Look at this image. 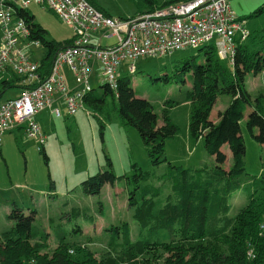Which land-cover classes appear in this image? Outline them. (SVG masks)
<instances>
[{"label":"trees","instance_id":"16d2710c","mask_svg":"<svg viewBox=\"0 0 264 264\" xmlns=\"http://www.w3.org/2000/svg\"><path fill=\"white\" fill-rule=\"evenodd\" d=\"M173 1L159 4L146 0L148 10ZM16 14L26 20L32 36L45 48L40 69L41 75L46 76L56 52L68 45L73 36L63 42L49 39L47 30L29 8L17 9ZM260 14H264V3L254 12ZM249 38L237 43L233 65L219 57L213 44H208L200 47L205 52L203 61L194 55L176 67L177 82L185 83L187 73H192V85L185 95L191 103L190 133L205 140L207 153L215 158L213 168L170 165L161 176V184L154 185L140 184L145 171L134 165L139 172L133 175L137 185L130 192L129 205L135 206L139 231L136 234L127 222L107 228L111 231L106 241L109 250L102 257L78 241L69 240L64 232L57 233L58 245L49 253V235L44 232L36 240L34 212L27 215L14 208L9 214L14 226L0 235V264H264V176L246 173V146L240 124L245 118L248 131L264 143V92L253 96L246 87L248 75L264 72V53L255 46L257 39L252 37L250 42ZM165 78L168 80L170 76ZM17 80L16 76L8 81L2 77L0 96L18 86ZM222 94L231 95L232 100L216 122L211 114ZM108 96L123 122L139 130L152 163L159 165L166 161L167 140L179 130L168 108L164 110L163 123L159 124L153 104L137 95L130 75L120 76L117 90L104 85L102 94L92 91L84 101L98 112L104 109ZM98 113L94 115L99 116ZM99 120L104 128L105 122L101 117ZM226 144L232 152L229 166L228 153L223 149ZM41 152L48 158L44 147ZM117 178L112 169L103 170L82 184L86 193L99 194L106 183L114 184ZM240 189L248 192L249 201L233 213L232 198ZM249 250H253L251 257Z\"/></svg>","mask_w":264,"mask_h":264},{"label":"rangeland","instance_id":"374dc122","mask_svg":"<svg viewBox=\"0 0 264 264\" xmlns=\"http://www.w3.org/2000/svg\"><path fill=\"white\" fill-rule=\"evenodd\" d=\"M103 10L118 17H132L148 10L146 0H93ZM164 4L173 0H155ZM235 12L244 19L247 29L258 42L255 46L263 49L264 14L254 15L264 0H229ZM29 11L46 30L49 39L63 42L72 38L73 28L62 21L47 6L31 3ZM3 31L0 26V45ZM111 42L114 38L110 39ZM45 48H35L33 58L41 60ZM203 49L188 48L163 56H147L136 61H126L119 68V74L130 75L132 86L137 95L149 100L158 114V123H163L164 110L167 107L171 120L178 126V133L167 140L166 161L154 165L147 153L139 130L125 124L115 109L111 96L102 111L87 105L75 115H69L63 101L45 108L36 118L41 123L44 140L30 137L25 128L8 131L0 144V235L14 226L9 214L18 208L25 214L34 212L33 230L36 240L46 232L49 235V253L58 245V232H64L71 241L87 246L98 257L108 253L107 242L111 231L107 228L124 222L137 234L138 222L134 218L135 206L129 205L130 192L137 185L133 175L140 166L145 171L140 184H161V176L170 165L185 168H207L215 166V158L207 153L205 140L196 139L190 133L191 103L186 100V92L192 85V73L186 75V82L176 81V67L191 56H200L203 61ZM135 64V71H130ZM69 86L79 87L74 73L65 65L62 68ZM170 76V79L165 77ZM94 93L102 94L104 84L96 74L91 77ZM2 87V85H1ZM246 87L252 95L264 92V72L250 74ZM3 88V87H2ZM20 88L14 86L3 97L17 96ZM232 100L229 94L219 95L211 114L218 121L224 109ZM172 103V106H169ZM59 107L62 116L57 117L52 109ZM98 113L99 116L94 114ZM99 117L105 122L102 128ZM246 146V173L249 176H264V143L257 141L246 127V119L240 122ZM258 132L257 130H255ZM45 148L46 155L41 152ZM228 153L226 165L232 162V152L228 144L224 145ZM112 169L118 176L114 184L106 183L99 194H88L82 182L99 171ZM127 176L128 178H126ZM133 180V183L128 181ZM136 194L139 189H136ZM249 201L245 189L238 190L232 198L233 209ZM80 211L77 214V211ZM82 229L80 232L75 229ZM135 238L138 235H133ZM1 259V256H0Z\"/></svg>","mask_w":264,"mask_h":264},{"label":"built area","instance_id":"2783aa9c","mask_svg":"<svg viewBox=\"0 0 264 264\" xmlns=\"http://www.w3.org/2000/svg\"><path fill=\"white\" fill-rule=\"evenodd\" d=\"M32 2L47 6L74 30L72 41L54 55L46 76L41 75V60L33 58L35 48L42 43L32 36L26 20L16 14ZM0 26V79L8 81L16 76V87L20 88L15 97L0 96V144L8 131L21 127L28 136L43 141L36 116L58 101H63L69 115L85 109L84 98L94 91L91 77L95 74L115 91L124 62L208 44L233 65L237 43L250 35L229 0H177L132 17L111 16L90 0H0ZM102 38L114 41L103 44ZM65 65L79 87L69 86L62 72ZM129 69L135 71V64ZM52 112L62 116L59 107ZM248 255L253 256V250Z\"/></svg>","mask_w":264,"mask_h":264},{"label":"crops","instance_id":"0c3cea01","mask_svg":"<svg viewBox=\"0 0 264 264\" xmlns=\"http://www.w3.org/2000/svg\"><path fill=\"white\" fill-rule=\"evenodd\" d=\"M105 11V10H104ZM107 14H109V15H111L110 13H108L107 11H105ZM111 16H113V15H111ZM135 16V15H134ZM118 17H122V16H118ZM98 36H95V41H98ZM110 39L111 38H102V40H101V42L103 43V44H107V43H112L111 41H110ZM256 76H258V75H256ZM251 92V91H250ZM255 95H257V94H255ZM254 95V96H255ZM214 121V120H213Z\"/></svg>","mask_w":264,"mask_h":264}]
</instances>
